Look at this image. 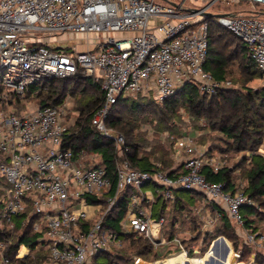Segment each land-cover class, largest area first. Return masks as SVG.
Returning <instances> with one entry per match:
<instances>
[{"label": "built area", "instance_id": "2783aa9c", "mask_svg": "<svg viewBox=\"0 0 264 264\" xmlns=\"http://www.w3.org/2000/svg\"><path fill=\"white\" fill-rule=\"evenodd\" d=\"M202 1L203 7H190L200 9L193 13L163 0H0L1 84L10 96L27 102L31 86L53 78L78 76L100 81L104 103L95 111L92 123L120 146L124 137L105 125L110 108L119 99L141 95L161 102L187 82L197 84L209 97L231 87V81H218L204 69L209 45L202 14L214 16L218 3L246 2L255 7L254 12L235 16L216 11L220 13L216 22L246 44L264 78V20L260 19L264 13L257 11L262 10L264 0ZM68 36L86 50L50 46V41H65ZM73 104L68 96L57 106L28 104L21 113L9 109L11 103L6 104L8 109H0V177L10 185L2 198L5 206L0 226L14 229V218L27 213L28 220L36 215L32 229L39 235L35 247L22 243L14 257L8 254L12 241H0V264H19L26 259L34 264H95L102 252L126 246L130 234L150 239L155 250L164 244L176 250L146 264L172 260L174 264H207L221 237L203 254L193 244L196 251L190 254L179 237L164 234L166 217H154L156 199L153 192L143 191L147 183L158 186L168 211L175 191L200 194L202 200L195 210L202 216L203 231H214L221 218L228 216L254 254H264V231L245 223L243 208L256 203L245 193L244 185L228 190L225 183L211 182L203 172L210 167L218 173L223 168L220 156L210 155L186 133L174 144V169H181L173 176L163 170H137L120 159L113 180L101 165L100 154L75 155L71 148L63 147L65 134L76 124ZM143 130L152 135L148 126ZM119 155H123L121 150ZM131 187L135 191L119 222L121 234L106 225L107 216ZM227 248L237 256L236 264H244L239 260L241 251L233 252L228 241L223 249ZM143 262L137 257L132 263Z\"/></svg>", "mask_w": 264, "mask_h": 264}, {"label": "trees", "instance_id": "16d2710c", "mask_svg": "<svg viewBox=\"0 0 264 264\" xmlns=\"http://www.w3.org/2000/svg\"><path fill=\"white\" fill-rule=\"evenodd\" d=\"M202 21L208 25L209 48L204 63V69L207 72L211 73L218 81H226L227 75L230 73L231 63L238 62L241 81L246 83L261 77V72L257 69L248 47L239 37L219 25L214 16L206 17ZM78 89L81 95L86 94L87 91L90 94H87L85 103L79 109L80 114L76 124L71 126L65 134L63 147L71 148L75 155L81 152L100 154L101 165L108 171L113 180L116 174V164L120 159L129 162L134 169L163 170L168 171L170 176L181 169V166L174 169L175 162L172 157L175 141L181 135L174 133L176 127L173 123L175 121L169 123V119L174 120L173 118L179 115L178 108L180 106L185 108L192 120H197L195 124L199 125L200 120H205L212 131L222 133L227 142V151L249 152V165L243 166L247 178L244 191L254 199L255 203L259 204L261 210H264V154L260 152L261 146L264 144V86L255 91L248 90L247 92L229 87L219 90L215 95L209 97L200 91L197 84L187 82L174 95L161 102L141 95L126 99L121 98L112 105L105 120L108 129L124 137L125 142L120 146H117L113 139L105 137L92 123L95 111L104 103L100 81L78 76L62 79L53 78L42 84L31 86L27 97L29 100H37L39 106H57L66 97H72L79 92ZM7 103L15 104L17 107L24 105L19 99L10 96L0 82V109H5ZM157 104H161L162 107L156 108L155 111L162 116L156 115L158 120L154 123V119H150L152 115L147 112ZM124 109L137 116L122 117L119 112ZM162 125H164L165 130H161L160 126ZM144 126H148L152 130L151 136L142 129ZM139 127L140 130L136 134V128ZM165 131L166 137L161 138ZM138 134L139 136H137ZM164 143H168L167 149L164 147ZM120 150L123 153L121 156L119 155ZM209 154L215 155L214 149H209ZM203 172L209 181L225 183L228 190H232L235 186L232 176L233 169L223 167L218 173H213L210 167H205ZM147 185L150 183L145 184L144 187ZM153 185L155 187L153 193L156 199L153 210L154 217H166L167 225L165 228L168 237H173L176 231V234H182L183 222L176 227L180 221L177 215L183 214L185 210L193 213V210L202 200L201 195L187 190L175 191V201L170 211L172 216L168 219V211L166 210L168 203L157 191L158 186ZM9 186L6 179L0 177V220L5 206L2 198L5 194L4 191ZM134 191V188H128L120 197L118 205L107 216L106 225L121 234L119 222L128 208V197ZM183 192H192L193 196L186 198L181 195ZM263 210L259 212L256 205L243 208L246 213L244 215L246 225L255 223L257 215H264ZM252 212L256 213L255 217L250 215ZM37 218L36 215H32L27 220V213H24L14 218V229H9L6 225L0 226V241H12L8 250L11 257H14L22 243L32 248L35 247L39 235L33 232L32 228ZM191 221L193 225H190L189 229L196 233L191 237H184L181 241L186 245L190 254H193L197 249L203 254L214 239L224 237L232 244L233 252H237L239 248L242 250H240V261H244L243 257L250 256V262L246 263L264 264V254L260 252L254 254L255 251L252 246L242 241L236 226L228 216H223L220 225L212 232L203 231L200 221L198 222L195 218H192ZM262 230L264 231V228ZM127 238H129V243L126 246L112 252H102L97 257L95 264H129L136 257H140L149 263L162 259V256L154 249L150 239L134 234L128 235ZM189 242H194L196 250L191 248ZM19 264L34 263L26 259Z\"/></svg>", "mask_w": 264, "mask_h": 264}, {"label": "rangeland", "instance_id": "374dc122", "mask_svg": "<svg viewBox=\"0 0 264 264\" xmlns=\"http://www.w3.org/2000/svg\"><path fill=\"white\" fill-rule=\"evenodd\" d=\"M172 2L178 3L183 5L184 8H190V7H203L205 4L203 3L202 0H170ZM218 7H215V15H214V19L215 21L217 20V15L220 14L218 12H231V13H248V12H254L256 11L255 7L250 4V3H246V2H242V3H233V2H227V3H218ZM262 10H257L259 12H263L264 13V5H262L260 7ZM218 11V12H216ZM260 19L264 20V15L260 16ZM67 37V36H66ZM62 38V37H61ZM50 46L52 48L55 49H60V50H67L69 48H74L76 47L77 50H81L82 47L79 46V44L77 43V40L74 37L68 36L67 40L65 41H60L59 39L57 40H52L50 41ZM238 62H232L230 67H229V71L230 73L227 75V80L231 81V88L237 89V90H242L244 92H247L248 90H252L255 91L261 87L264 86V78L259 77L257 79H254L252 81H248V82H244L241 81V76H240V70L238 67ZM0 82H1V78H0ZM79 89H81L78 86ZM78 89V91H79ZM87 94L89 95L90 93L81 95L80 91L75 93L74 96H70L73 100L74 106H73V115H74V119L78 120V116L80 114V107H82L81 105H83V103H85V97L87 96ZM29 100V99H28ZM22 104H24L23 106L20 107H16L15 104H12V107H6L5 109H13L16 108L17 112L21 113L22 111H24L25 107L29 105H38V101L37 100H29L27 102H22ZM76 104V105H75ZM162 107L161 104H157L155 107L151 108L147 113L151 114L152 116L150 117V119H154V123H156V121L158 120L156 115L162 116V114H160L159 112H156L155 109L156 108H160ZM178 113L179 115L175 118H173L174 120L169 119V123H172L173 121H175L173 124L175 125V135H183L186 133L191 134L193 137H196V139L198 140V144L199 146L203 147V148H207L209 149H214L215 155H218L221 157V163L223 164V167H227L229 169H233V179L235 182V186L238 185H244V187H246L247 185V178L245 177V172H244V167L243 166H248L249 165V152L246 151H242V152H237V151H227V142L225 140V136L218 132V131H212L206 124L205 120H200L199 125L195 124V122H197V120H192L191 116L189 115V113L185 110V108L180 107L178 108ZM147 114V115H148ZM71 115V114H70ZM119 115H121L122 117H127V118H131V117H136L137 115L135 114H131L128 110H121L119 112ZM75 125V124H74ZM73 125V126H74ZM161 130H165L164 125L160 126ZM143 129V127H142ZM140 130L139 128H136L135 133L137 134L138 131ZM167 134L166 131L162 134L165 135ZM204 135V136H203ZM139 136V134L137 135ZM264 144L261 146L262 148ZM164 147L167 149L168 148V143H164ZM212 151V150H211ZM213 152V151H212ZM262 154H264V150L260 151ZM247 158V159H246ZM244 162V163H243ZM155 187L153 184L147 185L145 187H143V191H154ZM182 196L188 198L193 196L192 192H183L181 193ZM200 205V203H199ZM198 205V206H199ZM256 207L258 209L259 212H262L261 207L259 206V204L256 202ZM168 211V210H167ZM192 212V211H191ZM191 212H187L185 210V212H183V214L181 215H177V218L180 220L178 221L179 223L177 224L178 226H180L182 224L183 226V231H181L182 234H176L177 231L175 232V236L179 237V240L182 241V239L184 237L188 238L191 237V235H194V233H196L195 231H192L191 229H189L190 225L192 224V218H195L196 220H198V222L200 221L201 225H202V221H201V217L200 214L197 213V211L194 209L193 213ZM264 212V210H263ZM195 213V214H194ZM198 214V215H197ZM245 211H243V215H245ZM251 216H256L255 212L250 213ZM172 216V214L170 213V210L167 214V218L170 219ZM264 215H257L256 216V220L255 223H253L255 226H257L259 229H263L264 228V219H263ZM167 221V219H166ZM196 223V222H195ZM167 225V224H166ZM216 230V229H215ZM166 232V231H165ZM166 234V233H164ZM168 236V234H167ZM194 242H189V245L192 246ZM175 244V243H173ZM241 249L239 248L238 251H240ZM242 251V250H241ZM156 252L162 256V259L164 258L165 255H170L173 254L174 252H176V250L171 249L169 250V245L168 244H164V245H159L158 248L156 249ZM229 255L232 256V253ZM137 258V257H136ZM135 259V258H134ZM160 259V260H162ZM244 261L241 262H250V256L248 257H243ZM156 261H152L151 263H154ZM149 263V262H148ZM169 264V262H167ZM129 264H133V263H129ZM224 264H230V260L228 262H224ZM241 264V263H240ZM249 264V263H246Z\"/></svg>", "mask_w": 264, "mask_h": 264}, {"label": "crops", "instance_id": "0c3cea01", "mask_svg": "<svg viewBox=\"0 0 264 264\" xmlns=\"http://www.w3.org/2000/svg\"><path fill=\"white\" fill-rule=\"evenodd\" d=\"M65 37H62L61 39H64ZM79 46L82 47V49L79 50V51L86 50V48H87L83 44H79ZM261 150H264V148H261ZM150 192H153V191H150ZM220 239L221 240L216 244L215 251H214V256L213 257H209V258L206 259L207 264H218V261L223 260L222 258L224 256V253L226 252V250L223 249V247H224V245L226 244L227 241L225 242L226 239L223 238V237H221ZM223 250H225V251H223ZM231 258H232V256L229 255L226 262H228L229 260H231Z\"/></svg>", "mask_w": 264, "mask_h": 264}, {"label": "water", "instance_id": "95a60500", "mask_svg": "<svg viewBox=\"0 0 264 264\" xmlns=\"http://www.w3.org/2000/svg\"><path fill=\"white\" fill-rule=\"evenodd\" d=\"M163 1H166V2H169V3L173 4L175 7H180V5L178 3L172 2L170 0H163ZM181 9L184 10V11H186V12H193V13H197L200 10V9H197V8H181ZM202 15L205 16V17H210L213 14L212 13H209V12H205ZM224 15L225 16H235L234 13H229V14H224ZM229 253H230V249L227 248L226 249V252L224 253V256L222 258L223 260L218 261V264H224V262L227 261V258L229 256ZM236 263H237V256L234 255V256H232V258L230 260V264H236ZM143 264H146V262H143ZM244 264H246V263H244Z\"/></svg>", "mask_w": 264, "mask_h": 264}, {"label": "bare ground", "instance_id": "6f19581e", "mask_svg": "<svg viewBox=\"0 0 264 264\" xmlns=\"http://www.w3.org/2000/svg\"><path fill=\"white\" fill-rule=\"evenodd\" d=\"M169 264H174L176 261L175 260H172V261H168Z\"/></svg>", "mask_w": 264, "mask_h": 264}]
</instances>
